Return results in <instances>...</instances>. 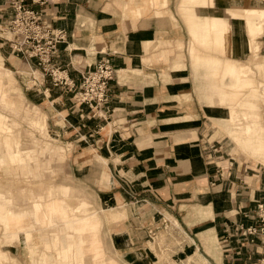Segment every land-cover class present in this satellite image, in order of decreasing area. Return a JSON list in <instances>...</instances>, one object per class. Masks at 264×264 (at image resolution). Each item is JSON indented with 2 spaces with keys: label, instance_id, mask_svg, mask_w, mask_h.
<instances>
[{
  "label": "crops",
  "instance_id": "0c3cea01",
  "mask_svg": "<svg viewBox=\"0 0 264 264\" xmlns=\"http://www.w3.org/2000/svg\"><path fill=\"white\" fill-rule=\"evenodd\" d=\"M121 1L120 5L118 0H47L42 5L45 19L65 32L51 67H59L76 85L80 73L101 60H109L116 70L108 88L109 101L101 109L91 110L76 102L66 85L53 86L48 73L43 78L41 67L30 66L0 38L5 61L15 69L24 64L37 70L34 76L38 83L33 90L40 101L31 98L29 92L28 99L45 109L47 115L33 104L40 118L44 114L49 130L48 123L59 135L71 139L74 148L70 161L89 168L96 163L98 195L112 200L114 209H118L113 211L118 216L113 219L114 227L125 229L116 234L109 247L114 255H118L114 251L117 248L129 252L134 249L150 261V245L156 243L154 237L162 225L166 229L169 222L183 240L188 237L196 245L194 252L205 264H257L261 247L242 244L237 229L240 224H255L247 213L264 202V166H259L256 159L259 165L255 167L233 159L225 141L211 139L214 134L208 127L209 119H219L222 114L205 107L199 98L189 57L197 99L191 84L186 83L185 71H170L174 48L169 44L178 35L170 28L167 16H154L150 11L138 17L127 16L123 9L126 0ZM10 14L0 0V27ZM184 27L189 35L183 22ZM0 34L6 36L5 31ZM163 41L166 47L159 45ZM183 94H189V99ZM227 136L233 150L238 148ZM7 195L5 204L10 201V193ZM124 209L128 216L120 218ZM202 210L209 211L211 217L199 220ZM91 216L87 223L95 225L97 232L94 237L81 239L83 257L75 264H121L102 246L104 222ZM0 222L5 237L15 235L13 239L19 241L25 229L33 233L28 249L34 248L26 252L30 264H73L70 255L60 260L53 251L57 244H73L71 223L65 225L60 240L53 238L61 223L48 226L49 237L39 239L46 241V249L37 246L40 226L29 220L10 221L7 212L0 215ZM208 230L213 236L204 239ZM40 251L43 254L39 258Z\"/></svg>",
  "mask_w": 264,
  "mask_h": 264
},
{
  "label": "rangeland",
  "instance_id": "374dc122",
  "mask_svg": "<svg viewBox=\"0 0 264 264\" xmlns=\"http://www.w3.org/2000/svg\"><path fill=\"white\" fill-rule=\"evenodd\" d=\"M137 1L138 0H134L133 2L141 7L138 16H141L143 13L148 11H150L154 16L168 17V13H172L171 19L169 20V18H167V20L169 21L170 28L175 29L174 33L178 35V39L169 44V46H173L174 48V61L171 63L169 69L170 71H185V74L188 76L187 79L185 78L186 83L188 86L191 84L196 98L191 76L192 70L195 81L194 87L196 88L199 98L204 102L205 99L201 96L203 94V90L205 89H207V93L210 92L209 83L211 78L207 74L206 69L202 66L194 69L191 67L190 63L191 70L189 68L186 46L189 43L190 35H187L184 30L185 27L183 28V22L185 23V19L180 16L177 11L176 6L178 0H168L167 4H163L162 0H145L144 5L141 4V1L138 3ZM234 1L240 4V0ZM118 2L120 5L123 3L121 0H118ZM240 10L243 15L244 11L241 7ZM222 13L224 16L228 15L227 10L226 13L225 10ZM254 17L255 19L257 18L258 21L251 20L253 23L256 21L255 25L253 24L252 27L250 26V29L252 30L250 37L253 44L245 55H239L234 51V49H229L227 52H221L220 50L214 49H201V52L210 57L220 58L222 61L241 62L244 67L251 72V79L260 89L259 91H261L262 95H264V68L262 66H259L260 68H258L256 66V62L249 60L250 55H261L259 60L262 61L264 65V18H262L264 16L258 17V15H256L249 18L252 19ZM247 22L249 23L250 20L247 19ZM185 25L187 27L186 23ZM258 25H261L259 35L255 36ZM255 38L256 40H254ZM256 41L260 46L258 48H256ZM159 45L166 47V42H160ZM196 49L199 50V48ZM4 51L7 52L9 50L5 49ZM0 55L3 58H0V65L6 66L7 69L11 71L10 77L4 75L0 78V143L7 141L10 142L12 137L18 138V152L16 157L11 158L9 154L8 156H0L2 158V163L0 162V201L6 202L8 196L7 192H9V196H13L14 203L16 202L17 204H21V193L23 191H28L31 185H33L35 189L38 188L39 191H47L51 188H56L55 190L62 189L63 193H60L59 196L66 197V200L68 201L67 204H69L67 206L70 208L75 206L76 209L82 211L79 221H75L72 225L74 238L73 244L75 246L82 244L81 239H86L89 235L95 236L97 227L87 223L88 219L92 217L91 215H93V217L98 216L104 222L101 227L100 234L102 237V246L105 252L115 257V259L121 264H205L206 262H204V260L198 255V252H194L196 245L193 243L191 244V240L188 239V237L183 240V237L178 234L177 227H175L174 224L170 225L168 221L167 222L170 228L167 227L165 229L164 225H162L163 228L160 229L155 235L156 237H154L156 243L150 245L154 252H152V259L150 261L143 259L138 250L135 251L133 249L129 252V250L123 248H117V251L114 249L118 255H114V253L110 251L109 247L113 245V240L118 237L116 234L125 229L122 227H114L113 219H117L118 216L116 213L113 214V211L118 209H114L112 200H107L108 197L104 198L101 195H98L95 177L96 168L94 167L96 166V163H93V165L89 168V166H84V164H75L70 161V152L74 148L73 144L70 142L71 139L68 136L59 135V132L56 131L57 128L52 126L50 123H48L49 128L51 129L49 130L44 116L38 119V116L40 115L39 112L36 111L37 113H35V109L32 110L33 107L36 108L34 106L36 105L40 112L47 115L44 108L37 105L31 99H28L27 92H29L31 98L33 97L34 100H37L38 102L40 101L38 100V95L36 93L34 95L35 91L33 90L34 87L31 85V80L27 79L32 77L31 74H29L31 69L24 64L19 69L12 68V66L5 61V53H3L1 49ZM24 77H26V79H23ZM18 92L22 93L24 98V108L27 112H30V115L28 113L26 114L22 105H15V95ZM183 97L188 100L189 94H183ZM261 104L260 117L264 121V102ZM204 106L207 107V105ZM219 112L222 114V116H220L221 118H227L233 114L230 109H222ZM6 118L13 119L16 122V128L11 131L7 130L5 125ZM216 120L217 119H209L210 122L208 127L213 128L211 132L214 134L211 139L217 138L225 141L227 145L226 148L231 153L233 159L247 162L251 167H255L259 164L261 167L264 166V161L257 160L254 156L247 154L239 146L236 140L230 136L238 145V148L233 150L234 145L230 143L227 134L224 130H222L223 128ZM57 123L62 124L63 122ZM216 123L222 129H220ZM205 133L207 134L208 132L206 131ZM24 144L33 145V148L37 151L40 147L47 146L51 151L46 154V158L43 156L41 158L37 155V153L29 155L27 154L28 152L23 149ZM240 151H243L246 155H243ZM41 159L50 160L49 165L47 167H42L40 161ZM255 159L260 163L257 164ZM9 204H11V202ZM9 204L7 203V206ZM122 211L124 215L120 216V218H126L128 215H126L125 209ZM201 213V215L198 214L199 220L211 217V213L209 211L202 210ZM11 223L14 224V222ZM42 232H47V229L42 230L40 227V234ZM75 234H79V236L74 237ZM212 236L211 230H208L204 239H210ZM172 237L175 239H172ZM13 238H16V236H3V225L0 222V264H30L26 252L34 247L28 249L30 242H27V240L24 239V234H21V240L19 241L18 239ZM81 251H84V246L81 248ZM78 261L79 260L76 262Z\"/></svg>",
  "mask_w": 264,
  "mask_h": 264
},
{
  "label": "bare ground",
  "instance_id": "6f19581e",
  "mask_svg": "<svg viewBox=\"0 0 264 264\" xmlns=\"http://www.w3.org/2000/svg\"><path fill=\"white\" fill-rule=\"evenodd\" d=\"M133 1L126 0V6L123 8L125 9L124 15L138 17L141 7ZM139 1L144 5L145 0H138L137 3ZM167 1L162 0V3L167 4ZM176 7L179 15L185 19L187 31L190 35L186 49L191 67L194 69L200 66L204 67L211 78L209 83L210 92L207 93V89H205L201 96L205 99V105L218 111L230 109L233 114L227 118L218 117L217 123L229 136L236 140L247 154L254 156L257 160L264 161V121L260 117V106L264 102V95L251 79V72L239 61H222L220 58L210 57L201 52V49H214L221 52L234 49L239 55H245L253 44L250 37L252 33L250 26L252 27L258 21L255 17L252 19L249 17L264 16V0H240V4L234 0H178ZM240 7L244 11L243 15ZM224 10L225 13L227 10V16L223 15ZM171 15L172 13L169 12L167 17L169 20ZM247 19L250 20V25ZM251 20L256 21L253 23ZM260 27L261 25H258L255 36L259 35ZM258 47H260L259 43H257L256 48ZM196 48H199V50ZM260 57L261 55H250L249 60L256 62L258 68H260L259 66L264 68L262 61L259 60ZM4 75L10 77L11 71L6 66L0 65V78ZM15 98V105H22L26 114L30 115V112H27L24 108L22 93H16ZM34 109L37 113L38 110L33 107L32 110ZM5 120L7 130L11 131L16 128V122L13 119L6 118ZM17 142V137H12L10 142H1L0 156H8L9 154L11 158L16 157L18 152ZM23 146V149L28 152L27 154L37 153L41 158L42 156L46 158V154L51 151L47 146L40 147L38 151L33 148V145L24 144ZM1 159L0 157L2 163ZM40 161L42 167H47L50 162L48 159H41ZM29 188L28 191L21 193L22 205L15 204L13 196L9 197V203L11 202V204H8L11 206H7V204L0 201V215L7 212L10 221L27 223L29 220L34 225L40 226L42 230H46L54 222H60L57 236L53 239H59L65 225L68 227L70 223L73 225L75 221H79L82 211L76 209L75 206L71 208L67 206L69 204H67L68 201L66 202V197L59 196L60 193H63L62 189L55 190L56 188H51L47 191H39L33 185ZM9 226L7 228L11 231ZM32 236L33 233L25 229L24 237L27 242L31 240L29 238ZM78 236L79 234H75L74 237ZM41 237H49L48 232L38 234L37 238L39 241L37 246L48 249L46 241L39 240ZM82 247V244L75 246L74 244L65 245L60 243L53 251L60 260H64L66 256L70 255L75 264L77 260L83 257ZM41 253L40 251L37 254L39 258ZM86 264H95V262Z\"/></svg>",
  "mask_w": 264,
  "mask_h": 264
},
{
  "label": "built area",
  "instance_id": "2783aa9c",
  "mask_svg": "<svg viewBox=\"0 0 264 264\" xmlns=\"http://www.w3.org/2000/svg\"><path fill=\"white\" fill-rule=\"evenodd\" d=\"M47 0H4L11 14L7 22L0 27L3 42H6L13 53L19 55L36 67L42 68V77L46 73L51 77L53 86L66 85L73 92L76 102L87 105L92 109H101L109 101L108 88L116 75V70L109 60L99 61L93 68L80 73V82L76 85L69 80L68 75L59 71V67H51L52 59L58 53V44L64 40L65 32L55 29L45 19L42 5ZM34 62V63H33ZM36 69L31 67V84L37 86L38 78L34 76ZM255 220V224L238 226V235L242 244H258L262 256L257 264H264V202L247 213Z\"/></svg>",
  "mask_w": 264,
  "mask_h": 264
}]
</instances>
